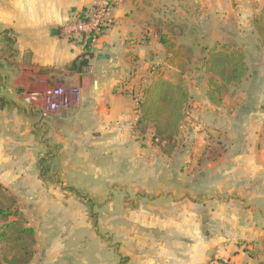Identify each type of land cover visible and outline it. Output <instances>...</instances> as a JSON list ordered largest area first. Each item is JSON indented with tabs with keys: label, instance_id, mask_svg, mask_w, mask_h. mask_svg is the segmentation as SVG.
Masks as SVG:
<instances>
[{
	"label": "crops",
	"instance_id": "0c3cea01",
	"mask_svg": "<svg viewBox=\"0 0 264 264\" xmlns=\"http://www.w3.org/2000/svg\"><path fill=\"white\" fill-rule=\"evenodd\" d=\"M105 1H112L111 23L88 69L76 73L71 67L84 48L64 28ZM150 1L0 0V185L33 196L59 194L64 186L75 191L86 177H104L112 195L107 227L118 245L110 248L118 260L100 264L121 258L129 264H258L221 244L227 236L237 243L242 227L252 232L250 241L264 238L256 233L264 227V47L254 26L264 0ZM152 18L158 24L182 18L187 31L178 35L186 50L195 44L208 53L202 67L211 52L234 48L248 66L220 107L208 97L205 69L190 70V109L169 153L154 143L153 129L137 130L143 91L156 78L152 67L174 65L158 39L169 32L146 28ZM56 84L79 87L81 104L47 112L43 98L30 100ZM207 146L215 157L204 155ZM206 226L222 229L208 234ZM228 226L236 234L225 231ZM49 238L42 262L34 257L30 264H69L68 240Z\"/></svg>",
	"mask_w": 264,
	"mask_h": 264
},
{
	"label": "rangeland",
	"instance_id": "374dc122",
	"mask_svg": "<svg viewBox=\"0 0 264 264\" xmlns=\"http://www.w3.org/2000/svg\"><path fill=\"white\" fill-rule=\"evenodd\" d=\"M149 2L151 1L145 0L146 4ZM109 4L111 6L112 1L109 2ZM152 6L153 3H150L149 7L152 8ZM189 9L192 8L187 6V10ZM174 21L175 23L173 22V24H168L167 20L165 21L166 23L161 21L162 23L158 24L156 19L152 18L146 22V28L153 31L155 30L154 32H156V26L165 27L161 29L160 32L168 31L167 37L174 42L173 44L175 46V52L170 57V60H173L172 62L174 63L173 68L168 69V66L164 63V65L160 67L153 66L151 70L155 72L153 68L157 67L159 73L163 74L164 77L168 78L173 84L177 85L184 82V86L188 89V78L191 77L190 70L192 73L202 70V58L208 53L205 51L203 52L200 47L195 46V44L194 47L186 50L187 45L185 44V40L182 35H178V32L181 31L183 34L187 29H182V18ZM174 24H179V27L175 28ZM209 76L208 81H210L211 78V75ZM143 86H145V84L139 85V91L142 90ZM54 87L69 88L62 84L51 86V88ZM234 92H236V85L226 90L223 100L225 96H232ZM235 95L236 94H233V96ZM182 138H179V140H182ZM211 148V146H207L204 155L215 157L217 151ZM84 179L85 181H83L75 191L64 186L59 194L50 193L41 195L36 194L33 196H17L8 191L16 198L18 209L23 216L22 224L25 227L35 230V262H42L45 253L44 247L47 245L50 236L52 238L55 237L57 240H68L69 248L67 251H69V254L65 256H68L69 264H100L103 261L118 260L117 253L110 248L113 246L118 249V245L113 242L110 229L107 227L106 222L107 215L111 213L108 212L107 207V201L112 196L111 189L109 190L107 185L104 184L106 181L104 177H86ZM93 190H98L99 193L96 195L92 194L91 192ZM8 192H0V208L1 206H8V203L5 201V196L8 195ZM231 208L233 209L234 206ZM75 217L79 218V220ZM5 224L6 220L0 213V229H3ZM220 229L222 228H212L208 226L204 228L208 234H216ZM257 229L258 231L256 233L258 235L259 231L262 233L264 232V227H259ZM241 230L245 235L242 236L237 243L234 240L235 237H233V240H230L228 236L225 237V242L221 244L222 249L232 254L236 247L240 248V250L246 254L247 259L256 257L261 260L258 264H264V238L261 237L259 241H250L248 237L252 233L250 229L248 227H242ZM225 231L236 234V227H225ZM100 241L102 249L100 248ZM106 243L109 244L107 245L109 247L105 246ZM16 252V246L12 248V245H9V243H0L1 262L4 263L6 259L10 260ZM228 261L230 260L219 261V263L226 264ZM232 264L234 263L232 262Z\"/></svg>",
	"mask_w": 264,
	"mask_h": 264
},
{
	"label": "trees",
	"instance_id": "16d2710c",
	"mask_svg": "<svg viewBox=\"0 0 264 264\" xmlns=\"http://www.w3.org/2000/svg\"><path fill=\"white\" fill-rule=\"evenodd\" d=\"M254 26L264 47V10L254 20ZM158 39L168 54L175 52L174 45L167 35L160 33ZM93 57V51L86 50L72 64L71 70L76 73L83 72L89 67ZM203 69L211 75L208 97L217 107L222 106L226 90L240 84L248 72L245 54L236 48L211 52L209 57L203 60ZM154 70L156 78L143 91V99L139 104L137 130L141 134H146L149 129H153L154 143L162 151L169 153L176 147L190 109L191 96L184 82L175 85L165 79L157 67ZM3 191L8 192L0 185V192ZM7 194L5 201L8 206L0 208V213L6 220L4 228L0 229V243H9L12 248L16 246L17 252L4 263L0 260V264H30L35 254V230L22 224L23 216L18 209L16 198L9 192ZM120 264H129L128 258H121Z\"/></svg>",
	"mask_w": 264,
	"mask_h": 264
},
{
	"label": "built area",
	"instance_id": "2783aa9c",
	"mask_svg": "<svg viewBox=\"0 0 264 264\" xmlns=\"http://www.w3.org/2000/svg\"><path fill=\"white\" fill-rule=\"evenodd\" d=\"M110 17L111 6L108 1H105L92 8L89 14L85 15L83 18L69 22L64 28V33L69 38L76 37L81 39L84 52L88 49L93 51L106 28L110 25ZM29 98L34 102L43 98L47 105V112H57L69 107L71 104H81L82 93L79 87L68 89L54 87L50 88L42 97L32 94ZM226 264H232V262L228 261Z\"/></svg>",
	"mask_w": 264,
	"mask_h": 264
},
{
	"label": "water",
	"instance_id": "95a60500",
	"mask_svg": "<svg viewBox=\"0 0 264 264\" xmlns=\"http://www.w3.org/2000/svg\"><path fill=\"white\" fill-rule=\"evenodd\" d=\"M108 58V56H105V55H100L99 56V60H103V59H107Z\"/></svg>",
	"mask_w": 264,
	"mask_h": 264
}]
</instances>
